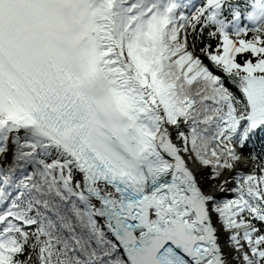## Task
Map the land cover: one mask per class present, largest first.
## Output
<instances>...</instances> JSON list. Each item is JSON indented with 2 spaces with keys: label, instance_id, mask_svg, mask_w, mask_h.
<instances>
[{
  "label": "snow or ice",
  "instance_id": "obj_1",
  "mask_svg": "<svg viewBox=\"0 0 264 264\" xmlns=\"http://www.w3.org/2000/svg\"><path fill=\"white\" fill-rule=\"evenodd\" d=\"M0 264H264V0H0Z\"/></svg>",
  "mask_w": 264,
  "mask_h": 264
},
{
  "label": "bare ground",
  "instance_id": "obj_2",
  "mask_svg": "<svg viewBox=\"0 0 264 264\" xmlns=\"http://www.w3.org/2000/svg\"><path fill=\"white\" fill-rule=\"evenodd\" d=\"M239 166H242V167H244V168H245V170H246V166H245V165H243L241 162H240ZM192 167H193V168H195L196 166H195V165H192ZM208 190L215 191V189H214V188H212V189H208ZM222 243H225V246L227 247V245H226V242L223 240V236H222Z\"/></svg>",
  "mask_w": 264,
  "mask_h": 264
},
{
  "label": "rangeland",
  "instance_id": "obj_3",
  "mask_svg": "<svg viewBox=\"0 0 264 264\" xmlns=\"http://www.w3.org/2000/svg\"><path fill=\"white\" fill-rule=\"evenodd\" d=\"M240 162H241L243 165L246 166V170H247V164H248L247 158H245L244 156H242Z\"/></svg>",
  "mask_w": 264,
  "mask_h": 264
}]
</instances>
